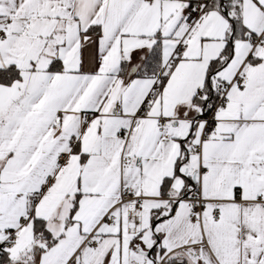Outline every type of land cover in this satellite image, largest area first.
<instances>
[{
	"label": "snow or ice",
	"instance_id": "obj_1",
	"mask_svg": "<svg viewBox=\"0 0 264 264\" xmlns=\"http://www.w3.org/2000/svg\"><path fill=\"white\" fill-rule=\"evenodd\" d=\"M0 264H264V0H0Z\"/></svg>",
	"mask_w": 264,
	"mask_h": 264
}]
</instances>
